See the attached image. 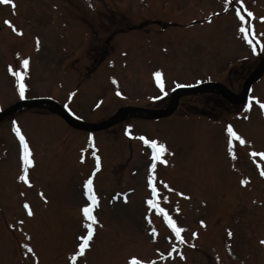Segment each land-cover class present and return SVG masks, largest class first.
I'll use <instances>...</instances> for the list:
<instances>
[{"label": "rangeland", "instance_id": "374dc122", "mask_svg": "<svg viewBox=\"0 0 264 264\" xmlns=\"http://www.w3.org/2000/svg\"><path fill=\"white\" fill-rule=\"evenodd\" d=\"M260 18L264 0L0 2V110L21 98L17 70L25 97L58 100L87 123L103 120L120 105L148 104L156 97L155 105L165 104L179 84L226 80L238 92L264 60ZM140 20L145 25L127 32V24ZM241 26L249 30L252 45ZM22 59L28 60L26 67ZM249 96L253 99L244 109L245 102L229 104L216 91L183 93L168 117L144 120L129 114L103 130L72 127L46 104L2 118L0 264H129L133 257L140 264H264V156L253 155L264 153V109L259 107L264 73ZM11 119L18 122L33 161L31 174L24 173L28 183L18 179L21 173L15 175L19 149ZM127 125L134 130L128 132L132 141L122 136ZM228 125L244 144L232 137L229 145ZM140 136L167 149V163L153 172L161 196L168 198L160 202L183 229V242L142 201L150 146ZM91 144L103 161L92 178L97 223L89 247L73 262L84 229L82 185L91 166L85 160L93 155ZM82 155L85 161L78 163ZM126 187L131 193L122 201L118 192ZM23 201L31 203V216L18 204Z\"/></svg>", "mask_w": 264, "mask_h": 264}, {"label": "snow or ice", "instance_id": "6c2138e0", "mask_svg": "<svg viewBox=\"0 0 264 264\" xmlns=\"http://www.w3.org/2000/svg\"><path fill=\"white\" fill-rule=\"evenodd\" d=\"M0 2L12 4L13 0H0ZM227 2V0H226ZM234 2V0H233ZM237 16L240 17V19H244L243 16H240V12L237 11ZM253 14L251 12H248V16L251 17ZM264 20V18H260ZM6 24H10L9 21H5ZM250 27V25H249ZM13 30L15 31L16 29L13 26ZM239 31L241 33H245L246 29L245 27L241 26L239 28ZM244 40L249 44L252 45L253 41L252 39H249L247 35H245ZM253 51H255V48H253ZM21 63L26 67L28 64L27 59H22ZM9 71L12 72L11 66L9 67ZM13 75L16 78V85L18 92L21 97L24 96L25 94V84L22 81V75L19 70L14 71ZM156 78V82L159 86H161V89L163 90V86L161 83V73L159 71H156L153 74ZM118 95L120 94L119 92L117 93ZM253 99L252 97H249V100ZM259 103V102H258ZM244 109L249 108V104L245 103L243 105ZM259 107L261 109H264V103H259ZM130 127V126H129ZM13 130L16 132V135L19 137L20 144H21V156L20 159L22 160V168L27 169L29 166L32 165L33 161L30 159V152L28 150V146L25 142L24 137L20 134V130L16 127L15 121H13ZM127 128L125 131L127 132ZM226 132L229 137V145H231L232 137H235L236 140H238L241 144H244L245 141L241 139L234 131L231 125H228L226 128ZM89 141L92 140L91 134H89L88 137ZM140 140L143 141L145 145H149L151 148V155H150V163L148 165V172H147V189L149 190V195L145 199V204L148 206V210L152 211L155 210L157 215L163 216L164 222L167 224V226L171 229V232L175 234V240L178 242H183V238L181 236V232L183 229L181 227H178L176 222L170 217L169 212L161 207L160 201L161 199L167 200V196H161L160 192H158L157 186L154 184L155 176L153 170L156 168V162L159 161L161 163H167V160L163 159L165 153L167 152V149L162 142H158L157 139H146L144 136L139 137ZM250 143V142H248ZM231 151V148L229 149ZM170 154V153H169ZM253 155H259V156H264V153H253ZM93 156H95V153H93ZM84 157L83 155L81 156V161H83ZM97 160V169L99 168V157H96ZM96 169H93V175L95 174ZM261 175L264 176V171L261 172ZM92 178L93 176L90 175L88 176L87 179L83 181L82 189H83V195L87 198V203L84 204L81 207V212L83 216V228L86 229L84 234H81L77 237V240L79 241L76 245L77 251L75 252L74 255L70 257V259L75 262L77 257L80 255L84 254V251L86 248L89 247V241L93 239L94 236V225L97 223L96 217L93 215V208L97 206V197L93 192L92 189ZM18 179L24 183H28L27 176L22 172L19 176ZM245 180H241V184H244ZM165 188L168 187L167 183L163 185ZM115 198V197H114ZM23 207L28 210V215L31 216L32 212L29 209V205L27 202L24 203ZM203 221H201V224L203 225ZM153 236L155 235L156 229L152 228L151 229ZM195 236L196 233H193ZM228 235L231 236V231H228ZM261 243H264V241H261ZM25 248L28 249L29 252L32 251V249L29 247L28 244L24 245ZM183 258V257H182ZM129 264H140V261H138L136 258H131L129 261Z\"/></svg>", "mask_w": 264, "mask_h": 264}, {"label": "water", "instance_id": "95a60500", "mask_svg": "<svg viewBox=\"0 0 264 264\" xmlns=\"http://www.w3.org/2000/svg\"><path fill=\"white\" fill-rule=\"evenodd\" d=\"M264 69V64L260 67L259 70L257 71H254L250 76L249 78L246 80L242 90L238 93V94H233L232 95V98L233 99H241L245 96V93H246V90L250 84V82L253 80V78L260 74L262 72V70ZM213 85H218L219 87H221L223 90H224V93H230L227 88L220 84V83H211V84H206L204 86H202L201 88H204L206 86H213ZM201 88H185V89H180V90H194V89H201ZM180 90H177L176 92H179ZM41 99H30V100H23V101H19V102H16L14 104H12L11 106L7 107L6 109H4L3 111L0 112V117L4 114H6L7 112H9L10 110H12L13 108L21 105V104H24V103H28V104H33V103H38L40 102ZM48 102L52 103L55 107H59V105L53 101V100H50V99H47ZM125 109H129V110H141V108H138V107H129V106H126V107H120L118 108V113L114 114L113 116H111L110 118H108L107 120H105L104 122H101L99 124H93V125H87L91 128H99V127H103V126H106L108 124H110L111 122H113L118 116L119 114L124 111ZM148 112H151V113H154L155 115H165L167 113H169L171 110H172V107H167V108H164V109H161V110H150V109H144ZM66 119L70 122H73V119L70 118V117H66ZM81 125H86L84 123H81Z\"/></svg>", "mask_w": 264, "mask_h": 264}]
</instances>
